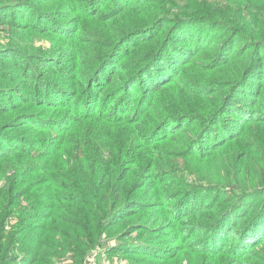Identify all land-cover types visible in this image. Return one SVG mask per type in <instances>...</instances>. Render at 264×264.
Returning a JSON list of instances; mask_svg holds the SVG:
<instances>
[{
  "label": "trees",
  "instance_id": "16d2710c",
  "mask_svg": "<svg viewBox=\"0 0 264 264\" xmlns=\"http://www.w3.org/2000/svg\"><path fill=\"white\" fill-rule=\"evenodd\" d=\"M110 240L264 264V0H0V264Z\"/></svg>",
  "mask_w": 264,
  "mask_h": 264
},
{
  "label": "rangeland",
  "instance_id": "374dc122",
  "mask_svg": "<svg viewBox=\"0 0 264 264\" xmlns=\"http://www.w3.org/2000/svg\"><path fill=\"white\" fill-rule=\"evenodd\" d=\"M38 45L48 47L49 42L43 39L37 41ZM168 231V230H167ZM117 242L114 240L105 241L102 245L92 250L91 255L88 258L87 264H120L122 259L130 258V254L121 253L117 248ZM64 259L63 263H67Z\"/></svg>",
  "mask_w": 264,
  "mask_h": 264
}]
</instances>
